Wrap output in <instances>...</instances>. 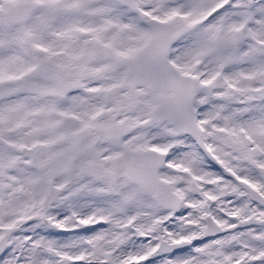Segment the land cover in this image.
<instances>
[{
	"label": "snow or ice",
	"instance_id": "6c2138e0",
	"mask_svg": "<svg viewBox=\"0 0 264 264\" xmlns=\"http://www.w3.org/2000/svg\"><path fill=\"white\" fill-rule=\"evenodd\" d=\"M0 264H264V0H0Z\"/></svg>",
	"mask_w": 264,
	"mask_h": 264
}]
</instances>
